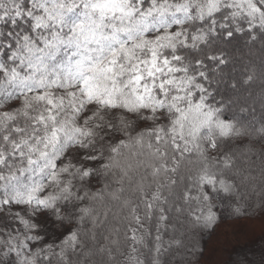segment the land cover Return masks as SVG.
Masks as SVG:
<instances>
[{
	"label": "snow or ice",
	"instance_id": "obj_1",
	"mask_svg": "<svg viewBox=\"0 0 264 264\" xmlns=\"http://www.w3.org/2000/svg\"><path fill=\"white\" fill-rule=\"evenodd\" d=\"M0 264H264V0H0Z\"/></svg>",
	"mask_w": 264,
	"mask_h": 264
},
{
	"label": "rangeland",
	"instance_id": "obj_2",
	"mask_svg": "<svg viewBox=\"0 0 264 264\" xmlns=\"http://www.w3.org/2000/svg\"><path fill=\"white\" fill-rule=\"evenodd\" d=\"M243 225V224H242ZM241 225H232L231 227H225V228H222L221 230H220V232H221V235H220V242H221V245H222V248H221V251L215 256L216 258H224L225 257V253H226V248H225V244L227 243V242H229V241H233V242H235L232 238H231V235H230V233H231V231H232V229H234V228H236V227H240ZM255 226L257 227V229H259V227H260V223L259 222H256L255 223ZM225 231H227L228 233H229V235L227 236V237H225L224 235H223V233L225 232ZM227 245V244H226ZM214 257V258H215ZM213 258V259H214Z\"/></svg>",
	"mask_w": 264,
	"mask_h": 264
},
{
	"label": "trees",
	"instance_id": "obj_3",
	"mask_svg": "<svg viewBox=\"0 0 264 264\" xmlns=\"http://www.w3.org/2000/svg\"><path fill=\"white\" fill-rule=\"evenodd\" d=\"M258 222V221H257ZM248 222H242L243 225L247 224ZM256 223V222H255ZM227 244V245H226ZM224 246L226 248V253H225V257L224 258H214L215 260H223V261H227L229 259V254L232 252V248L235 245V242L233 241H229L227 242Z\"/></svg>",
	"mask_w": 264,
	"mask_h": 264
}]
</instances>
